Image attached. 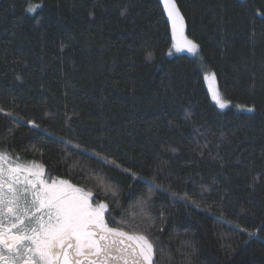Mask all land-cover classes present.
Masks as SVG:
<instances>
[{"label":"trees","instance_id":"obj_1","mask_svg":"<svg viewBox=\"0 0 264 264\" xmlns=\"http://www.w3.org/2000/svg\"><path fill=\"white\" fill-rule=\"evenodd\" d=\"M175 3L195 53H169L162 0H0V150L146 231L154 264H264V0ZM213 73L254 111L219 109Z\"/></svg>","mask_w":264,"mask_h":264},{"label":"snow or ice","instance_id":"obj_2","mask_svg":"<svg viewBox=\"0 0 264 264\" xmlns=\"http://www.w3.org/2000/svg\"><path fill=\"white\" fill-rule=\"evenodd\" d=\"M162 3L174 47L195 53L198 46L184 36V17L175 0ZM205 79L218 106L226 108L212 86L215 74ZM108 191L118 195L111 186ZM92 195L67 180L49 182L42 164L0 150V264H154L156 249L146 231L109 226L108 204L94 205Z\"/></svg>","mask_w":264,"mask_h":264},{"label":"rangeland","instance_id":"obj_3","mask_svg":"<svg viewBox=\"0 0 264 264\" xmlns=\"http://www.w3.org/2000/svg\"><path fill=\"white\" fill-rule=\"evenodd\" d=\"M184 24H185V23H184ZM184 34H185V27H184ZM185 51H186V49L183 50V51H177L176 48L174 47V40H173V46H172V48L169 50V53H170L171 55H173V54H178V53H183V52H185ZM210 75H211V74H209V76H210ZM206 85H207V88H208V90H209V93H210V96H211L212 101L217 105V107H218L219 109H221V108L218 106V104L216 103V101H215V100L213 99V97H212V92H211V90H210V84H209V81H208V80H206ZM212 86L215 87V88L218 90V92H219V94H220L222 100L227 104V107H226V108H223V109H221V110H226V109L231 108V107H234V108H236V109H238V110H244V109L246 108L245 106H241V105H239V104L234 105L232 102H230V101L224 99V98L222 97V95H221V93H220L218 87H217L216 78H215V81L212 83ZM21 161H22V160H21ZM24 162H31V161H24ZM106 187L109 188L108 185H107ZM92 203H93L94 205L97 204L96 202L93 201V195H92Z\"/></svg>","mask_w":264,"mask_h":264},{"label":"flooded vegetation","instance_id":"obj_4","mask_svg":"<svg viewBox=\"0 0 264 264\" xmlns=\"http://www.w3.org/2000/svg\"><path fill=\"white\" fill-rule=\"evenodd\" d=\"M24 162V161H23Z\"/></svg>","mask_w":264,"mask_h":264}]
</instances>
